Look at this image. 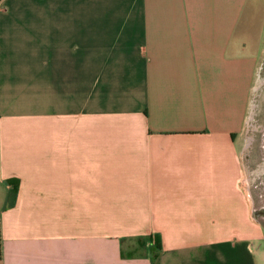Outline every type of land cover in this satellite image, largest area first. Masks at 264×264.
<instances>
[{
    "label": "crops",
    "instance_id": "obj_1",
    "mask_svg": "<svg viewBox=\"0 0 264 264\" xmlns=\"http://www.w3.org/2000/svg\"><path fill=\"white\" fill-rule=\"evenodd\" d=\"M262 75L264 0H0V264H264Z\"/></svg>",
    "mask_w": 264,
    "mask_h": 264
},
{
    "label": "rangeland",
    "instance_id": "obj_2",
    "mask_svg": "<svg viewBox=\"0 0 264 264\" xmlns=\"http://www.w3.org/2000/svg\"><path fill=\"white\" fill-rule=\"evenodd\" d=\"M244 136L249 144L246 156L243 157L246 175L252 183L250 192L254 201V210L264 202V75L257 77L253 92ZM244 151V153H246ZM255 223L261 226L262 240L254 243L257 260L264 262V220L255 217ZM148 243V242H147Z\"/></svg>",
    "mask_w": 264,
    "mask_h": 264
},
{
    "label": "flooded vegetation",
    "instance_id": "obj_3",
    "mask_svg": "<svg viewBox=\"0 0 264 264\" xmlns=\"http://www.w3.org/2000/svg\"><path fill=\"white\" fill-rule=\"evenodd\" d=\"M254 216L258 219L264 220V202H261L255 207Z\"/></svg>",
    "mask_w": 264,
    "mask_h": 264
},
{
    "label": "trees",
    "instance_id": "obj_4",
    "mask_svg": "<svg viewBox=\"0 0 264 264\" xmlns=\"http://www.w3.org/2000/svg\"><path fill=\"white\" fill-rule=\"evenodd\" d=\"M18 187V182L16 181L15 183H13V189L16 191ZM0 242H1V236H0ZM123 256V252L121 253Z\"/></svg>",
    "mask_w": 264,
    "mask_h": 264
}]
</instances>
